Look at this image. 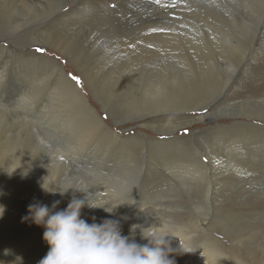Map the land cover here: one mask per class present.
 I'll return each mask as SVG.
<instances>
[{
	"label": "rangeland",
	"instance_id": "1",
	"mask_svg": "<svg viewBox=\"0 0 264 264\" xmlns=\"http://www.w3.org/2000/svg\"><path fill=\"white\" fill-rule=\"evenodd\" d=\"M69 1H72V4H78L80 0ZM83 1L79 7L76 4L75 10H72L73 13L71 11L69 16L56 23L54 28L47 25L48 20L35 22L36 24L32 20L26 22L28 25L23 23L18 25V27L7 24L9 26H4V28L0 24V66L8 61L10 63L13 62L11 56L21 53L25 55L23 61L36 62L37 67L31 69L32 71L30 70L31 73L27 78L29 76L33 77L32 81L34 80L36 86H40V94H42L41 98H37L40 104H45L43 110L41 105L38 108L34 107L30 112L25 109H19V114L13 113L12 115L11 111L13 109L18 110V108H13L19 101L16 91L22 86L25 87L28 82L26 79L19 77L21 68L18 64L17 71L10 67L7 71L10 74L5 72L7 77H5L2 86L0 85L2 87V90H0V101L2 104L0 106L2 107L0 112V192L3 193V195H0V203L6 209L3 217L0 218V261H3L4 264H13L16 256H21L23 264H38V261L47 254L49 246L43 240V227H38L34 224L30 225L28 222H21V218L27 214L28 204L35 198L51 207L54 201L60 200L61 203L57 210H61L66 208L70 200L75 197L89 202L110 203L113 206L122 204L117 206L113 213H107L100 208L90 209L85 206L81 210V218L89 224L93 222L99 224L105 219L119 220L122 235H131L141 245L148 243V240L142 238L141 228H148V232H155L160 236L183 232L185 242H182V244L188 246L189 249L196 248L192 251L193 262L195 260L194 264H237L238 260L243 264H264V142L262 141L264 137L260 136V139L257 138V140L252 141V144L249 143L251 138L247 135L249 131L243 134L239 132L240 135H238L235 132L236 130H234L237 129L238 125L245 126L246 124L243 122H247V127H256L264 132V121L251 115L258 114L260 118H264V91L261 90L264 85V21L259 28H255L251 30L253 32L249 31L245 35L242 39L243 43L239 44L243 46L242 50L232 53V49H230L227 53L217 54V63L215 65L208 64L207 71L205 70L203 74H200V66L196 65L194 67L196 75L191 74L189 81L181 86H170L172 89L165 91L160 96L161 98L158 97L154 103L152 96L148 94L149 88L152 86V83L148 82V79L152 76L151 61L152 57H154V61L159 58L163 60L166 58L165 61H167V57L169 58L173 55L170 50L171 54L169 51L165 52L170 47L169 45L168 47L164 45L168 41L167 35L173 30L179 32L180 29V33L182 31L181 34L183 35L185 33L191 35L197 33L196 36L199 35L202 42L205 41L211 44L217 41V37L221 35L219 33L223 32L226 24H222L221 28L218 24H213V22L207 25V23L202 21H192L190 19L192 11L186 10L184 0H149L152 5L148 6H139V0H114L120 3L119 6L114 7L111 0V2L109 0ZM91 4L94 6L92 7ZM104 4L106 6H103ZM123 4L125 6L128 5L125 7ZM128 7L132 8L129 9ZM117 10L118 12H116ZM65 11L68 12L69 7ZM87 13L91 18L86 16ZM101 15L102 18L100 17ZM141 21L144 23L142 24ZM123 22H126V25ZM120 23L123 27L119 25ZM45 24L46 26H44ZM55 27L60 31L64 29V31H61L62 33L60 34V31ZM204 29L207 32H204ZM255 32L256 34H254ZM55 39L59 40V45L64 46V49H68L71 52L57 49L56 45H54L56 44ZM223 39L225 38L223 37ZM147 44L150 47L146 46ZM203 47L207 48L206 46ZM38 48L44 51H36ZM140 56L144 58L141 59ZM42 58L45 61L48 59V62L55 63L59 68L63 69L67 77L96 110L98 117L115 134L116 139L111 137L112 146L108 145L106 151L101 152L104 150H101L104 144L99 142L100 139L98 137L99 141L95 140L93 144L82 142L83 145H77L82 144L74 139L79 137L80 130L78 131V129H80V126L77 127L78 124L69 126L66 123V119H68L66 110L68 111L69 108L64 103L58 102L55 94L51 93L49 95L48 85L53 86L55 84L54 81L45 79L47 83L38 84L39 81L42 82L40 80L42 76L36 70L48 72L54 67L50 65V69L47 67L43 69L42 61L44 60ZM234 60H236V63L237 60L238 63H241V61L243 63L241 65L237 63L239 68L219 99L220 101L221 99L223 100L219 109L230 110L229 112L227 111L229 113L227 115L236 116L233 120L219 119L216 121L217 118L214 116L205 123H198L192 127L181 129L174 136L163 135V133H158L147 126V128L143 126L136 127L135 124L137 122L133 120L134 118L142 114L151 113L150 117L145 121L152 120V115H155L156 111H160L164 107L177 102H184L186 99L190 100L192 93L194 99L201 97L199 100L204 96L206 98L204 100L218 96L219 87L222 86L229 75V71L222 67H228L227 61L237 65ZM200 62L204 63L203 61ZM219 68H222V72H220ZM21 71L24 74L28 70L21 69ZM130 71H132L131 73H136L135 71H137V75L130 76ZM126 72H128L127 75L129 76L126 75ZM38 73L40 76H38ZM86 73L88 78L85 76ZM72 76L78 77L80 83L73 80ZM120 77L121 80L117 83L116 79ZM37 78H39L38 82H36ZM89 78L90 81L93 78L94 80L90 82ZM211 81H216V83ZM95 87L97 90H93ZM209 93L212 95L210 96ZM76 97L77 100H80L77 94ZM163 97L166 99H163ZM79 100V104L84 108L85 104L81 102L83 100ZM56 102L58 103L56 104ZM152 103L157 106L152 107ZM190 107L191 105H187V108ZM88 114L90 116V113ZM242 114L244 115L242 116ZM62 118H65V122L62 121ZM225 129L234 130L233 133L235 134L231 138H223L221 140L222 143H218L217 133L220 130L225 131ZM216 131L218 132L216 133ZM101 133L102 131L99 130L100 137H102ZM175 138L179 139V141H176ZM236 139L238 141L234 142ZM173 142L174 144H172ZM9 143L13 144V146L15 145L14 147L17 148L18 154H16V149L8 148L9 145L11 146ZM192 144L196 145L197 149L202 152V161L209 165L210 169L207 175H204L199 170L183 167L189 162V156L187 153L185 154V150L187 152L190 150L188 153L191 154L193 150ZM158 145L166 146H163L162 149ZM239 145H245L243 148L251 153L245 156L247 160L243 159V156L238 155L236 149ZM220 146L222 149L218 150ZM179 147L181 152H184L183 154L178 150ZM232 150L235 151L233 152ZM97 152L101 155L99 153L97 155ZM205 153L209 154L211 160L204 156ZM243 153L245 154L246 152ZM226 154H229L227 157L236 161V164L241 161L242 165L250 166L254 179L248 181L247 178L250 179L252 177L248 175H246L244 180L237 181L227 179L229 175L226 174L217 177V179L212 177V173L219 166H222V160H226L224 157ZM91 156L92 158H90ZM220 156L223 159H220ZM249 158L253 159V161ZM97 159L99 160L98 162L96 161ZM172 159L175 160L172 161ZM230 159L227 162H230ZM20 162L23 163L21 164ZM239 168L241 170H238ZM238 169L233 166L229 169L224 168V171L232 174H244L248 171L241 167H238ZM9 172H12L11 177L6 174ZM262 174L263 177H260ZM43 182L45 186L51 184L52 190H64L69 187L73 189H70L63 197L58 192L56 194H46L40 187ZM207 190L209 191L207 192ZM93 217H95V220H93ZM132 225H139L140 227L134 233H130ZM184 234L190 235V237ZM6 248L11 249L12 254L4 255V249ZM210 248L215 249L217 255L209 256ZM170 258H173L172 255H170ZM15 264H19V261L17 260Z\"/></svg>",
	"mask_w": 264,
	"mask_h": 264
},
{
	"label": "bare ground",
	"instance_id": "2",
	"mask_svg": "<svg viewBox=\"0 0 264 264\" xmlns=\"http://www.w3.org/2000/svg\"><path fill=\"white\" fill-rule=\"evenodd\" d=\"M79 1V0H78ZM95 1V0H94ZM110 1V0H109ZM112 1V2H111ZM110 2L112 4H114L115 6H119V2L111 0ZM125 1V0H124ZM84 1L80 0L77 4V6H81L82 3ZM92 2V1H91ZM102 2V1H100ZM123 2V1H121ZM88 3V2H87ZM94 3V2H93ZM97 3V2H96ZM106 3V2H104ZM132 3V2H131ZM76 4H72V1L69 0H0V24L4 27H8L7 24L10 25H15L18 27V25H21L23 23H25L26 25H28L26 22L28 21H34V24H36L35 22L38 21H43V20H48V26H51L54 28V25L56 23H59V21L66 19L70 12L76 7ZM99 4V3H98ZM122 4V3H121ZM128 4H130L128 2ZM127 4V5H128ZM133 4V3H132ZM151 2L149 0H139L138 5L139 6H148L150 5ZM92 7L94 6L93 4H91ZM96 5V4H95ZM125 6V4H123ZM121 5V6H123ZM126 5V6H127ZM152 5V4H151ZM100 6V5H98ZM97 6V7H98ZM103 6H106L105 4ZM125 6V7H126ZM131 6V5H130ZM166 6V5H165ZM69 7V11L66 12L65 10H67V8ZM86 7V6H85ZM111 7V4H110ZM109 7V8H110ZM184 7L186 8V10H190L191 12V16L190 19H192V21H202L204 23H207V25L210 22H213V24H218L219 27L222 26V24H226V26H224L223 28V32H220L219 37H217V41H214L213 43L209 44V42H202L201 38L199 37V35L196 36L197 33L194 34H188L185 33V35L180 33V29L179 32L177 30H173L171 31L168 35H167V39L168 41L165 42L164 45H168L170 46L168 48L167 51L169 50L173 53V55L171 57H167V61L166 58L165 60H163L162 58H159L157 60H153L154 57H152V76L151 78L148 79V82L152 83L151 88H149V95L152 96V101L155 103L156 100L158 99V97H160L161 95H163V93L167 90L172 89L170 86L173 87H178L181 86L182 84H184L185 82L189 81L191 74H195L196 75V71L194 69V67L196 65L200 66V74H203L207 68L208 64H213L215 65L217 63V54H224L230 51V49H232V53H235L236 51L242 50L243 46H240L239 44L243 43V38L245 37V35L250 31L253 32L251 30H254L255 28H259L260 24L264 21V0H184ZM82 8V7H81ZM100 8V7H99ZM107 8V7H106ZM121 8V7H120ZM129 8V7H128ZM132 8V7H131ZM129 8V9H131ZM79 9V8H78ZM85 9V8H84ZM89 9V8H88ZM93 9V8H92ZM98 9V8H97ZM113 9V8H112ZM122 9V8H121ZM120 9V10H121ZM127 9V8H126ZM75 10V9H74ZM91 10V9H90ZM89 10V11H90ZM101 10V9H100ZM109 10V9H107ZM111 10V9H110ZM163 10V8H162ZM161 10V12H163ZM185 10V11H186ZM77 11V10H76ZM83 11V10H82ZM112 11V10H111ZM122 11V10H121ZM130 11V10H129ZM128 11V12H129ZM170 11V10H169ZM183 11V10H182ZM94 12V11H93ZM92 12V13H93ZM118 12V10L116 11ZM134 12V11H133ZM160 12V13H161ZM73 13V11H72ZM83 13V12H82ZM91 13V12H90ZM127 13V12H126ZM125 13V14H126ZM135 13V12H134ZM141 13V12H140ZM167 13V12H166ZM84 14V13H83ZM105 14V13H104ZM122 14V13H121ZM112 15V14H111ZM128 15V14H127ZM145 15V14H144ZM88 18H91L88 13L87 15ZM123 16V15H122ZM132 16V15H131ZM139 16V15H138ZM156 16V15H154ZM153 16V17H154ZM99 17V16H98ZM102 18V15L100 16ZM121 17V16H120ZM142 17V16H141ZM161 17V16H159ZM83 18V16H82ZM81 18V19H82ZM108 18V17H107ZM111 18V17H110ZM131 18V17H128ZM127 18V19H128ZM156 18V17H155ZM70 19V18H69ZM78 19V18H77ZM93 19V18H92ZM116 19V18H115ZM126 19V18H125ZM142 19V18H141ZM87 20V19H85ZM103 20V19H102ZM112 20V19H111ZM117 20V19H116ZM156 20V19H155ZM65 21V20H64ZM124 21V20H123ZM72 22V21H71ZM77 22V20H76ZM87 22V21H86ZM97 22V21H96ZM119 22V20H118ZM121 22V21H120ZM131 22V21H130ZM147 22V20H146ZM152 22V21H151ZM115 23V22H114ZM126 23V22H125ZM123 22V24H125ZM129 23V22H128ZM134 23V21H133ZM131 23V24H133ZM142 23V21H141ZM140 23V24H141ZM144 23V22H143ZM142 23V24H143ZM154 23V22H153ZM32 24V25H34ZM67 24V22H66ZM136 24V22H135ZM173 24V23H172ZM182 24V23H181ZM179 24V25H181ZM211 24V23H210ZM31 25V24H30ZM65 25V24H64ZM73 25V24H71ZM80 25V24H79ZM121 25V23L119 24ZM126 25V24H125ZM147 25V24H146ZM153 25V24H152ZM176 25V23H175ZM205 25V24H204ZM255 25V26H254ZM43 26V25H42ZM46 26V24L44 25ZM66 26V25H65ZM78 26V25H77ZM76 26V27H77ZM118 26V25H117ZM122 26V25H121ZM140 26V25H138ZM137 26V27H138ZM12 27V26H11ZM20 27V26H19ZM123 27V26H122ZM126 27V26H125ZM147 27V26H146ZM5 28V27H4ZM31 28V27H30ZM57 28V27H55ZM78 28V27H77ZM222 28V27H221ZM9 29V28H6ZM17 29V28H16ZM58 29V28H57ZM68 29V28H67ZM145 29V28H144ZM167 29V28H166ZM182 29V28H181ZM46 30V29H45ZM59 30V29H58ZM57 30V31H58ZM126 30V29H125ZM130 30V28H129ZM149 30V28H148ZM147 30V31H148ZM164 30V29H163ZM206 29H204V32ZM209 30V29H208ZM258 30V29H257ZM17 31V30H16ZM60 31V30H59ZM61 31H64V29H61ZM60 31V34L62 33ZM69 31V29H68ZM75 31V30H74ZM77 31V30H76ZM83 31V29H82ZM124 31V30H123ZM127 31V30H126ZM131 31V30H130ZM201 31V30H200ZM81 32V30H80ZM188 32V31H187ZM52 33V32H50ZM56 33V32H55ZM85 33V32H84ZM152 33V32H151ZM223 33V34H222ZM32 34V33H31ZM45 34V33H44ZM59 34V35H60ZM256 34V32L254 33ZM58 35V36H59ZM63 35V34H62ZM61 35V36H62ZM73 35V34H72ZM122 36V34H120ZM37 37H39L38 35H36ZM65 36V35H63ZM71 36V35H69ZM68 36V37H69ZM142 36V35H141ZM33 37V36H32ZM55 37V35H54ZM57 37V36H56ZM140 37V36H139ZM223 37L225 39H223ZM1 38V37H0ZM40 38V37H39ZM44 38V37H43ZM58 38V37H57ZM61 38V37H60ZM250 38V37H249ZM70 39V38H69ZM129 39V38H128ZM127 39V40H128ZM248 39V38H247ZM255 39V38H254ZM31 40V39H30ZM39 40V39H37ZM46 40V39H45ZM54 40V39H53ZM56 40V39H55ZM68 41V39H66ZM135 40V39H134ZM216 40V39H215ZM50 41V40H49ZM70 41V40H69ZM145 41V40H144ZM71 42V41H70ZM133 42V41H132ZM153 42V41H152ZM56 44V48L57 49H62L63 51H66L68 49H64V46L59 45V40H56L55 42ZM128 43V42H127ZM140 43V42H138ZM143 43V41H142ZM254 43V42H253ZM31 44V42H30ZM34 44V43H33ZM61 44V42H60ZM136 44V43H135ZM28 45V44H27ZM140 45V44H139ZM143 45V44H142ZM145 45V44H144ZM12 46V45H11ZM24 46V45H23ZM128 46V45H127ZM146 46H149V44H147ZM145 46V48H146ZM203 46H206L207 48H204ZM150 47V46H149ZM148 47V48H149ZM201 47V48H199ZM245 47V46H244ZM19 48V47H17ZM53 48V47H52ZM162 48V47H161ZM3 49V48H2ZM55 49V48H54ZM71 49V48H70ZM152 49V47H151ZM26 50V49H25ZM150 50V49H149ZM69 51V50H68ZM151 51V50H150ZM169 51V53H170ZM1 52V50H0ZM16 52V51H14ZM19 52V51H18ZM62 52V51H61ZM71 51H69L70 53ZM153 52V51H151ZM5 54V52H3ZM26 53V52H25ZM66 53V52H64ZM106 53V52H105ZM109 53V52H108ZM138 53V52H137ZM141 53V52H140ZM139 53V54H140ZM15 54V53H13ZM134 54V53H133ZM142 54V53H141ZM168 54V53H166ZM171 54V53H170ZM28 55V54H27ZM136 55V53H135ZM134 55V56H135ZM169 55V54H168ZM1 56V55H0ZM4 56V55H3ZM2 56V57H3ZM71 56V55H70ZM145 56V55H144ZM149 56V55H148ZM1 57V58H2ZM25 57V55L21 54H17L14 56H11L13 62L10 63V61L5 62L3 65L1 64L0 66V85L2 86V83L5 81V77L7 73V71L11 68H13V70L17 71L18 66L23 70H28L25 71L24 74H22L23 72L19 71V77L22 79H26V81L28 82L27 85L25 87H21L20 89H17L16 91V95L19 97V101L16 103L15 106H13V108H18V110L13 109L11 111V114L13 115V113H18L19 109L23 110H27V111H32L34 107L38 108L40 107L42 104L39 103L38 98H41V94H40V86H36V83L34 82V80L32 81L33 77L28 75L31 73L30 70L33 68L37 67L36 62H32L30 60H24L23 58ZM141 57V56H140ZM151 57V55H150ZM239 57H241L239 55ZM41 58V57H40ZM73 58V57H72ZM76 58V57H74ZM144 57H141V59ZM149 58V57H148ZM236 59H239L237 57H235ZM242 58V57H241ZM240 58V59H241ZM37 59V58H36ZM39 59V58H38ZM130 59V58H129ZM147 59V58H146ZM156 59V58H155ZM243 59V58H242ZM10 60V59H9ZM11 60V61H12ZM35 60V59H34ZM44 60V61H42ZM42 63H43V69L47 68H51L50 65H53L52 69L47 71L44 70H36L37 72L39 71V73H41V78L40 80L42 82H40L37 78L38 84L43 83L45 84L46 80H53L55 84H53V86H49L48 84V88L50 93L49 95L55 94L56 98H58V102H61L62 104L64 103L68 109V111L66 110V115H68V119H66V123L69 126H75L76 124H78L77 127H79L80 129H78L79 132V137L74 138L76 139L79 143H91L93 144V141L100 139V143L104 144L102 149L104 152L106 151V147H108V145H111L112 143V138H115V134L112 133V131L109 129V127L98 117V114L96 112V110L90 105V103L88 102V100L86 99V97L80 92V90L76 87V85L69 79V77H67L66 73L63 71L62 68H59L58 65H56L55 63L52 62H48L47 60L45 61L44 58H42ZM76 60V59H75ZM36 61V60H35ZM40 61V60H39ZM136 61V60H135ZM203 61L204 63L200 62ZM236 63V60H234ZM240 61V60H239ZM80 62V61H79ZM128 62V60H127ZM38 63V61H37ZM130 63V62H129ZM133 63V62H132ZM238 63V60H237ZM236 63V64H237ZM241 63H243L241 61ZM241 63L239 62L238 64L241 65ZM77 64V63H76ZM128 64V63H127ZM148 64V63H147ZM169 64V65H168ZM227 66L228 67H222L223 69H227L226 71H229V75L226 78V80L223 82L222 86L219 87V94H217L218 96H213V97H209L208 100H204L206 99L205 96L199 100L201 97H199L198 99H194L193 98V93H192V98L186 99L184 100V102H177L174 103L172 105L166 106L163 109H161L160 111H156L155 115H152V120L149 121H145L146 119H148L150 117L151 113H147V114H142L141 116L134 118L133 120H136L135 122H137L136 127H149L152 130L157 131L158 133H163V135H171L174 136L175 133H177L179 130L181 129H185L188 127H192L198 123H205L208 119L213 118L214 116H216L218 121L219 119H227V120H233L236 116L233 115H227L229 113H227L226 109H219L220 105H221V101H223L221 99V101L219 100L220 97L223 95V93L225 92V88H227V86L229 85L230 80L232 79V76L234 75V73L238 70L239 66L238 64L235 65L233 64V62L231 61H227ZM130 65V64H129ZM146 65V64H145ZM80 66V64H79ZM42 67V66H40ZM148 67V66H147ZM127 68V67H126ZM130 68V67H129ZM128 68V69H129ZM133 68V66H132ZM221 68V69H222ZM39 69V68H37ZM41 69V68H40ZM135 69V68H134ZM151 69V68H149ZM148 69V70H149ZM221 69L219 68L220 72ZM32 71V70H31ZM44 71V73H43ZM99 71V70H98ZM101 71V70H100ZM151 71V70H150ZM207 71V70H206ZM94 72V71H93ZM132 71H130V76L131 75H135L137 73V71H135L136 73H131ZM209 72V71H208ZM216 72V71H215ZM9 73V72H8ZM7 73V74H8ZM38 73V74H39ZM96 73V72H95ZM128 72H126L127 75ZM10 74V73H9ZM111 74V72H110ZM208 74V73H207ZM223 74V73H222ZM32 75V74H31ZM98 75V74H96ZM112 75V74H111ZM137 75V74H136ZM40 76V74L38 75ZM87 77V73L85 75ZM88 76H90L88 74ZM129 76V75H127ZM222 76V75H221ZM133 77V76H132ZM131 77V78H132ZM35 78V77H34ZM88 78V77H87ZM91 78V76H90ZM89 78V81H90ZM134 78V77H133ZM7 79V78H6ZM21 79V80H22ZM92 79V78H91ZM98 79V78H97ZM110 79V77H109ZM222 79V78H219ZM45 80V81H44ZM87 80V79H86ZM94 80V78H93ZM93 80H91L90 82H92ZM117 83L119 80H121L120 78H117ZM124 80V79H123ZM218 80V79H217ZM7 81V80H6ZM88 81V80H87ZM201 81V80H199ZM89 82V83H90ZM96 82V81H95ZM94 82V83H95ZM204 83V81H202ZM201 82V84H202ZM210 82V81H209ZM216 83V81H211ZM47 83V82H46ZM53 83V82H50ZM213 83V84H214ZM7 84V82H6ZM37 84V85H38ZM96 84V83H95ZM191 84V83H190ZM210 84V83H209ZM11 85V84H10ZM42 85V84H41ZM46 85V86H47ZM124 85V84H123ZM151 85V84H150ZM98 86V85H97ZM214 86V85H213ZM8 87V86H7ZM43 87V85H42ZM94 87V86H93ZM212 87V85H211ZM210 87V88H211ZM147 88V87H146ZM4 89V88H3ZM8 89V88H7ZM6 89V91H7ZM45 89V87H44ZM97 88H93V90ZM112 89V88H111ZM115 89V88H114ZM148 89V88H147ZM196 89V88H195ZM0 90H2V87H0ZM183 90V89H182ZM256 90H258V88H256ZM261 90L264 91V85L262 86ZM178 91V90H177ZM197 91V90H196ZM208 91V89H207ZM212 91V90H211ZM218 91V90H217ZM43 92V91H42ZM45 92H47L45 90ZM99 92V91H98ZM103 92V91H102ZM192 92V91H191ZM216 92V91H215ZM256 92V91H255ZM3 93V92H2ZM1 93V94H2ZM5 93V92H4ZM112 93V91H111ZM212 93V92H211ZM211 93L210 96L212 95ZM9 94V93H8ZM76 94L78 95V97L80 98V100L82 99L85 105V109L79 104ZM170 94V93H169ZM175 94V93H173ZM203 94V93H202ZM110 95V94H109ZM117 95V94H116ZM190 95V94H189ZM198 95V94H197ZM264 95V93H263ZM3 96V95H2ZM1 96V97H2ZM15 96V95H14ZM199 96V95H198ZM8 98V97H7ZM17 98V97H16ZM15 98V99H16ZM51 98V96H50ZM161 98V97H160ZM165 97H163L164 99ZM186 98V97H185ZM37 99V101H36ZM101 99V98H100ZM166 99V98H165ZM184 99V98H183ZM41 100V99H40ZM51 100V99H50ZM79 100V101H80ZM175 100V99H174ZM169 101V100H168ZM11 102V101H10ZM56 102V104L58 103ZM167 102V101H166ZM171 102V101H170ZM78 103V104H77ZM81 103V104H83ZM126 104V103H125ZM167 104V103H166ZM169 104V103H168ZM264 104V103H263ZM1 101H0V106H1ZM45 105V104H44ZM44 105H42V110L44 108ZM52 105V104H51ZM80 107H79V106ZM187 105H191L190 108H187ZM153 106H157L156 104L152 103V107ZM1 108L0 107V112H1ZM35 108V109H36ZM248 108V107H247ZM12 109V108H11ZM46 109V108H45ZM155 109H157V107H155ZM41 110V112H42ZM62 110V109H61ZM64 110V109H63ZM9 111V110H8ZM59 111V110H58ZM230 111V110H229ZM228 111V112H229ZM35 112V111H34ZM39 112V111H38ZM37 112V113H38ZM48 112V111H47ZM64 112V111H63ZM138 112V111H137ZM26 113V112H25ZM50 113V112H49ZM48 113V114H49ZM90 113V116L89 114ZM19 114V113H18ZM23 114V113H22ZM245 114V113H244ZM242 114V116L244 115ZM6 115V114H5ZM10 115V116H12ZM43 115V114H42ZM60 115V113H59ZM63 115V114H62ZM253 115V117L255 116L256 118L258 117L260 120L264 121V118H260L258 116V114H251ZM248 115V116H251ZM4 116V115H3ZM7 116V115H6ZM15 116V115H14ZM247 116V115H246ZM62 117V116H61ZM5 118V117H4ZM60 118V117H58ZM7 119V118H6ZM17 120V118H15ZM21 119V118H20ZM19 119V120H20ZM37 119V118H36ZM35 119V120H36ZM48 119V118H47ZM63 119V118H62ZM179 119V120H176ZM3 120V119H2ZM22 120V119H21ZM34 120V119H33ZM46 120V119H45ZM61 120V119H60ZM65 118L62 120L64 121ZM132 120V119H131ZM4 122V121H3ZM7 122V121H6ZM15 122V121H14ZM28 122V121H27ZM65 122V121H64ZM125 122V121H124ZM244 124L247 125V122H243ZM2 124V123H1ZM13 124V123H12ZM20 124V123H19ZM23 124V123H22ZM33 124V123H32ZM118 124V123H117ZM242 124V125H244ZM30 125V124H28ZM27 125V126H28ZM241 126L238 125L237 129L235 132L240 135L243 134L244 132H248L249 134L248 137L253 139L249 141V143H252V141L257 140V138L264 137V132H262V130L260 131L258 128H251V127H247V126ZM250 125V124H249ZM5 126V125H4ZM32 126V125H31ZM34 126V125H33ZM64 126V125H63ZM67 126V125H65ZM68 126V127H69ZM8 127V126H7ZM20 127V126H19ZM18 127V129H19ZM58 127V126H57ZM146 127V128H147ZM261 127V126H260ZM14 128V127H13ZM31 128V127H30ZM33 128V127H32ZM63 128V127H62ZM73 128V127H72ZM148 128V129H149ZM5 129V127H4ZM12 130V128H10ZM27 129V128H26ZM35 129V128H34ZM70 129V128H69ZM74 129V128H73ZM231 129H233V127H231ZM33 130V129H32ZM99 130L102 131V137H100L99 135ZM233 130V131H234ZM28 132V130H26ZM70 131V130H68ZM76 132V130H74ZM214 131V130H213ZM233 131H231L230 129H225V131L220 130L219 132L216 131V133L218 134V143L221 142V140L224 138H231L233 136ZM9 132V129H8ZM20 132V131H19ZM36 132V131H35ZM210 132V131H209ZM212 132V131H211ZM215 132V131H214ZM240 132V134H239ZM29 133V132H28ZM33 133V132H32ZM69 133V132H68ZM78 133V132H77ZM76 133V134H77ZM221 133V134H220ZM7 134V133H6ZM73 134V133H71ZM215 134V133H214ZM246 135V136H247ZM194 136V135H193ZM196 136V135H195ZM212 136V135H210ZM97 137L99 139H97ZM244 137V136H243ZM239 138V137H238ZM72 139V137H71ZM114 139V140H115ZM174 139V138H173ZM196 139V138H195ZM235 139V138H234ZM241 139V138H239ZM260 139V138H259ZM10 140V138H9ZM24 140V139H23ZM132 140V139H131ZM153 141H156L154 139H152ZM171 140V139H170ZM176 141H179V139L175 138ZM191 140V139H189ZM215 140V139H214ZM245 140V139H244ZM243 140V141H244ZM19 141V140H18ZM97 141V142H98ZM185 141V139H184ZM238 140L236 139L234 142H237ZM259 141V140H258ZM262 141L264 142V139L262 138ZM75 142V141H74ZM98 142V143H99ZM135 142V141H134ZM158 142V141H157ZM188 142V141H187ZM186 142V143H187ZM207 142V141H206ZM217 142V141H216ZM18 143V142H17ZM24 143V142H22ZM21 143V145H22ZM182 143V142H181ZM222 143V142H221ZM11 144V143H9ZM25 144V143H24ZM77 144V143H76ZM96 144V143H95ZM174 144V142L172 143ZM178 144H180L178 142ZM253 144V143H252ZM17 145V144H16ZM19 145V143H18ZM77 145H83L82 144H77ZM97 145V144H96ZM95 145V146H96ZM99 145V144H98ZM101 145V144H100ZM115 145V144H114ZM183 145V143H182ZM193 145V150L190 153L187 152V150H185V154L187 153V155L189 156V162H187L186 165H183L184 168L186 169H191V170H199L201 171L204 175H207V173H209V165L204 163L202 161V157H201V151L197 149L196 145ZM15 146V145H14ZM13 144H11V146L9 145L8 148L10 149H16V154L17 153V148L14 147ZM20 146V145H19ZM25 146V145H24ZM86 146V145H85ZM102 146V145H101ZM112 146V145H111ZM159 146V145H158ZM166 145H160L159 147H163ZM185 146V145H184ZM203 146V145H202ZM245 145H239L237 147V152L238 155L241 157L243 156V159L250 155L251 153L244 149ZM89 147V146H87ZM38 148V147H37ZM176 148V147H174ZM235 148V147H234ZM249 148V147H248ZM25 149V147H24ZM35 149V148H34ZM97 149V148H95ZM109 149V148H108ZM163 149V148H162ZM170 149V148H169ZM172 149V148H171ZM184 149V148H183ZM182 149V151H183ZM222 147L220 146L218 148V150H221ZM232 149V148H231ZM251 149V147H250ZM115 150V149H114ZM180 152L181 149L179 147ZM217 150V151H218ZM227 150H229L227 148ZM226 150V151H227ZM253 150V149H251ZM15 151V150H14ZM233 152L235 150H232ZM12 152V151H11ZM22 152V151H21ZM100 152V151H99ZM97 152V155L98 153ZM229 152V151H228ZM243 152H246L245 154ZM2 153V151H1ZM5 153H7L5 151ZM15 153V152H14ZM117 153V152H116ZM184 153V152H183ZM181 152V154H183ZM78 154V153H76ZM89 154V153H88ZM100 154V153H99ZM161 154V153H160ZM193 154V155H192ZM220 154V153H219ZM224 154V153H223ZM222 154V156H223ZM230 154V153H229ZM226 154L225 159L224 160L222 158V156H220V159L222 160V166H219L213 173H212V177L216 178L219 176H224V174L229 175L227 177V179H231L233 181H237V180H244L246 175L248 176H252L250 179H248V181H251L252 179H254V176L252 175V171L250 170L251 167L245 164H241L240 162L236 164V161H233L230 159V157H227ZM22 155V154H21ZM64 155V154H63ZM66 155V154H65ZM101 155V154H100ZM131 155V154H130ZM232 155V154H231ZM26 156V155H25ZM70 156V155H69ZM95 156V155H94ZM187 156V158H188ZM204 156L208 157V160H211L210 156L208 153H205ZM252 156V155H251ZM11 157V156H10ZM9 157V158H10ZM54 157V156H53ZM97 157V156H96ZM105 157V156H104ZM8 158V157H7ZM16 158V157H15ZM21 158V157H20ZM19 158V159H20ZM24 158V157H22ZM92 158V156L90 157ZM106 158V157H105ZM133 158V156H132ZM171 158V157H170ZM186 158V156H185ZM14 159V158H12ZM28 159V158H27ZM72 159V158H71ZM87 159V158H86ZM103 159V157H102ZM169 159V158H167ZM230 159V162H227V160ZM235 159V158H234ZM242 159V158H241ZM251 161H253V159L249 158ZM257 159V158H256ZM8 160V159H7ZM21 160V159H20ZM119 160V159H117ZM116 160V161H117ZM122 160V159H121ZM120 160V161H121ZM166 160V159H165ZM175 159H172V161H174ZM182 160V159H181ZM179 160V161H181ZM237 160V159H236ZM97 162L99 161L98 159L96 160ZM95 162V161H94ZM124 162V161H123ZM183 162V161H182ZM221 162V161H220ZM248 162V161H247ZM21 163V162H20ZM23 163V162H22ZM21 163V164H22ZM118 163V161H117ZM256 163V162H255ZM5 164V163H4ZM7 164V162H6ZM10 165V163H8ZM19 164V163H18ZM120 164V163H119ZM176 164V163H175ZM210 164V163H209ZM261 164V163H260ZM25 165V164H24ZM91 165V164H90ZM11 166V165H10ZM16 166V164H15ZM51 166V165H50ZM60 166V165H59ZM122 166V165H121ZM125 166V164H124ZM155 166V165H154ZM179 166V165H178ZM235 167L238 169V167L247 169L248 171H246V173L244 174H232V173H228L227 171H224V168H232ZM264 166V165H263ZM175 167V166H174ZM211 167V166H210ZM9 168V167H8ZM50 168V167H49ZM128 168V167H127ZM138 168V167H137ZM11 169V168H9ZM21 169V168H20ZM58 169V168H57ZM155 169V168H154ZM178 169V167H177ZM253 169V168H252ZM2 170V169H1ZM6 170V169H5ZM8 170V169H7ZM14 170V168H13ZM56 170V169H55ZM54 170V171H55ZM238 170H241L240 168ZM243 170V169H242ZM19 171V170H18ZM51 171V170H50ZM3 172V170H2ZM43 172V171H41ZM48 172V171H47ZM57 172V171H56ZM92 172V171H91ZM94 172V171H93ZM10 173V172H9ZM31 173V172H30ZM8 174V173H6ZM5 174V175H6ZM14 174V172H13ZM93 174V173H92ZM33 175V174H32ZM82 175V174H81ZM9 176V175H8ZM43 176V175H42ZM112 176V175H111ZM25 177V176H24ZM45 177V176H44ZM263 177V174L260 176ZM222 178V177H221ZM220 178V179H221ZM256 178V177H255ZM223 179V178H222ZM246 179V181H247ZM1 180V179H0ZM4 180V179H3ZM11 180V179H10ZM86 181V179H84ZM15 181V180H14ZM105 181V180H104ZM9 182V181H8ZM16 182V181H15ZM41 182V181H40ZM88 182V181H87ZM106 182V181H105ZM245 182V181H243ZM13 183V182H12ZM48 183V181H47ZM50 183V182H49ZM39 184V183H38ZM60 184V183H59ZM87 184V183H86ZM85 184V185H86ZM106 184V183H105ZM1 185V184H0ZM49 185V184H47ZM46 185V186H47ZM51 185V184H50ZM49 185V186H50ZM104 185V183H103ZM15 186V185H14ZM52 186V185H51ZM58 186V185H57ZM89 186V184H88ZM54 187V186H53ZM56 187V186H55ZM60 188V187H59ZM205 190V189H204ZM24 191V190H23ZM209 190H207L208 192ZM5 192V191H4ZM20 192V191H19ZM45 193V192H44ZM22 194V193H20ZM54 196V195H53ZM35 197V196H34ZM8 199V198H7ZM6 199V200H7ZM1 204V203H0ZM13 208V207H12ZM11 208V209H12ZM12 213V212H11ZM10 219V218H9ZM1 221V220H0ZM6 227V226H5ZM181 230V229H180ZM182 234V235H181ZM189 234V233H188ZM187 235V234H184ZM137 236V235H136ZM160 236V235H158ZM190 237V235H187ZM192 237V236H191ZM166 240L169 242V246L172 247L173 249H175V252H173L171 255L172 257L175 259L176 264H194L195 260L193 262V250L196 249L195 247H193L192 249H189L188 246H184V244H182V242H185V236L183 237V232L180 234L177 232V234H171L168 237H166ZM211 251L209 252V256H213L214 254L217 255V252L215 249L210 248ZM237 264H243L241 261H237Z\"/></svg>",
	"mask_w": 264,
	"mask_h": 264
},
{
	"label": "clouds",
	"instance_id": "3",
	"mask_svg": "<svg viewBox=\"0 0 264 264\" xmlns=\"http://www.w3.org/2000/svg\"><path fill=\"white\" fill-rule=\"evenodd\" d=\"M8 175L11 177L12 172ZM40 187L46 194L58 192L61 197L73 189L52 190L44 182ZM0 195L3 193L0 192ZM60 203V200H56L49 207L34 198L27 206V214L21 218L22 223L44 228L43 240L49 250L38 264H176L175 259L170 258L175 249L166 240L169 235L158 236L155 232H148V228H141L142 238L148 240L147 244L141 245L131 235H122L119 220L105 219L99 224H89L81 218V210L85 206L113 213L122 204L113 206L74 197L66 208L57 210ZM5 210V206L0 204V218ZM138 227L132 225L130 233H134ZM10 254L11 249H4V255ZM17 260L23 264L21 256H16L13 264ZM0 264L4 262L0 261Z\"/></svg>",
	"mask_w": 264,
	"mask_h": 264
},
{
	"label": "snow or ice",
	"instance_id": "4",
	"mask_svg": "<svg viewBox=\"0 0 264 264\" xmlns=\"http://www.w3.org/2000/svg\"><path fill=\"white\" fill-rule=\"evenodd\" d=\"M115 5H113V7H114ZM36 51H38V52H43L44 50L43 49H36ZM73 80H75L77 83H80V81H79V79H78V77H76V76H72L71 77Z\"/></svg>",
	"mask_w": 264,
	"mask_h": 264
}]
</instances>
